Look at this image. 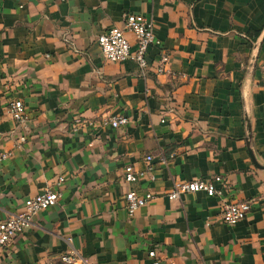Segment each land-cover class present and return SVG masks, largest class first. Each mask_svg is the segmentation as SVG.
<instances>
[{
    "label": "crops",
    "instance_id": "0c3cea01",
    "mask_svg": "<svg viewBox=\"0 0 264 264\" xmlns=\"http://www.w3.org/2000/svg\"><path fill=\"white\" fill-rule=\"evenodd\" d=\"M128 14L151 23L169 74L104 60L98 36ZM14 100L28 118L21 145ZM117 115L128 123L99 127ZM77 118L95 126L73 132ZM0 154V221L42 190L61 192L0 264L67 253L77 264H149L150 250L161 264H264V0H0ZM146 156L149 177L124 184V168L144 171ZM214 176L227 200L250 202L234 226L221 223L219 198H167L175 183ZM131 189L155 199L129 217Z\"/></svg>",
    "mask_w": 264,
    "mask_h": 264
},
{
    "label": "built area",
    "instance_id": "2783aa9c",
    "mask_svg": "<svg viewBox=\"0 0 264 264\" xmlns=\"http://www.w3.org/2000/svg\"><path fill=\"white\" fill-rule=\"evenodd\" d=\"M126 33H130L134 38V44L127 39ZM97 43L104 60L108 63L121 64L127 61L134 62L140 76L144 77L151 72L155 75L169 74L170 55L161 47L160 41L156 38L151 23L138 14H128L124 18L122 27H113L102 33L97 38ZM159 49V53L150 62L147 59L149 48ZM7 112L20 130L17 137L18 145L26 142L27 135V112L21 100H14L7 106ZM128 123V119L122 115L102 118L99 127H110L119 129ZM95 126L90 120L77 118L72 127L75 132L79 128ZM8 154H0V160L5 159ZM147 166L144 171H136L132 166H126L123 170L122 179L124 184L132 185L141 179L148 178L153 170L152 157L146 156ZM63 179L59 178L56 185L60 186ZM228 190L226 182L220 176L211 179H196L187 182H178L173 185L171 192L167 194L170 201L178 200L182 195L203 193L209 198H219L220 221L226 226H234L244 220L250 210V202L234 201L226 199ZM61 198L59 189L42 190L33 197H28L23 201L20 213L12 215L0 221V251L12 242L15 238L22 235L31 225L32 218L42 211L54 207ZM155 199L151 191L138 192L129 190L124 194L125 208L129 217ZM149 264H161L160 259L154 250L147 253ZM74 253L63 254L58 258L57 263L48 262L46 264H77ZM82 264V263H81Z\"/></svg>",
    "mask_w": 264,
    "mask_h": 264
}]
</instances>
